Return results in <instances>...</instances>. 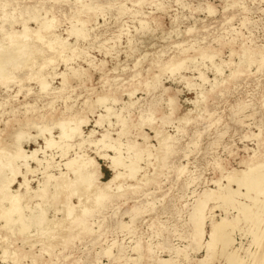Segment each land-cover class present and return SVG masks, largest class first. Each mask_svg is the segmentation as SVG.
<instances>
[{"label": "rangeland", "instance_id": "374dc122", "mask_svg": "<svg viewBox=\"0 0 264 264\" xmlns=\"http://www.w3.org/2000/svg\"><path fill=\"white\" fill-rule=\"evenodd\" d=\"M34 17L52 20L49 33H37ZM1 24L0 50L19 59L0 76V153L12 150L0 154V207L9 206L3 194L18 190L21 213L31 219L26 231L0 219V264H202L208 250L191 217L197 200L233 171L240 176L254 164L264 171V0H0ZM24 26L28 36L18 34ZM81 28L84 36H76ZM52 34L68 46L50 47ZM61 122L77 131L62 140L70 146L65 156L44 143L59 142ZM105 133L126 163L142 151L134 177L122 168L124 176L110 182V160L99 153L114 151L89 143ZM36 150L56 176L75 152L94 158L97 190L109 188L110 196L97 205L94 189L55 194L53 181L44 189V169L32 159L30 189H20L21 154ZM222 204L209 200L207 216L236 214ZM262 226L236 222L233 237L247 264L262 255L264 235L255 244L254 234ZM211 255L203 264L225 263L216 250Z\"/></svg>", "mask_w": 264, "mask_h": 264}, {"label": "bare ground", "instance_id": "6f19581e", "mask_svg": "<svg viewBox=\"0 0 264 264\" xmlns=\"http://www.w3.org/2000/svg\"><path fill=\"white\" fill-rule=\"evenodd\" d=\"M34 20L38 21L37 17H34ZM4 21L5 20H3V22ZM80 22H82V21H80ZM52 25H53L52 24V20H48L47 18L43 19L40 22L38 21L37 33H40L41 36L44 35L45 33H49V31L52 29ZM0 29H4L3 24L0 25ZM2 31H0V32H2ZM11 31H13V30H11ZM27 31H30L29 28L27 26H24L23 31L19 32L18 34L20 35V33L25 32V34L24 33L23 34L25 36H28ZM74 31H75V35L76 36H81V37L84 36V32H83L82 28L81 29H75ZM7 32H9V31L7 30ZM10 32L8 34H10ZM15 32H17V31H15ZM23 34H21V36ZM16 35H17V33H16ZM16 35L14 34V36H16ZM19 35H17V36L19 37ZM6 37H8V35ZM23 38L24 37H21L20 40L23 39ZM31 38H32V36H31ZM14 39H16V38H14ZM11 40H12V38H11ZM17 42H19V41L17 40ZM23 42H20V43H23ZM48 44L50 45V47H53V46L57 45V46H62L64 48V47L68 46L66 43L60 45V43L58 42V37H55V36L50 39V42ZM19 45H21V44H19ZM40 45H41V43H40ZM18 48H16V49H18ZM38 49H39V47H38ZM44 51L46 52V50H44ZM17 52H18V50H17ZM18 59H19L18 56L15 57V56L11 55L10 52L4 51V49L0 50V76L3 75L4 73H6V71L8 72L7 66L10 63H15L16 61H18ZM23 61H24V59H23ZM11 65H13V64H11ZM171 66L174 67V68L180 69L179 67L181 65L174 63ZM25 71H27V70H25ZM8 74L9 73H7V75ZM40 82H41L42 88L45 89L47 84L44 82V79H42ZM61 123H62V126H63V122H61ZM76 124H79V122H77ZM60 125L61 124H59V126ZM66 127H64V126L60 127V128H62V131H61L59 142H54L52 138H44L45 147L46 148H49V147L50 148L51 147L59 148V150H61L62 156L66 155V152H67L68 148L70 147L69 145H64L63 146L62 145V142H63L62 140H66L68 138L70 139L71 138V133H73V132L76 133L77 132L75 129L66 128ZM21 132H17L15 134L14 138L16 140H20L21 139L22 134H23V133L21 134ZM89 134H92V133H89ZM89 143L92 144L93 146H98L97 148L100 151H101V149H110V150L114 151V153H113L114 155L111 156V157H107L106 153H103V152H100V151H99L100 153L98 152L100 157H102V158L106 157V158H108L110 160V168L114 172V176H113V178L111 179L110 182H115L118 178L124 176L123 173H125V172H120L119 171L122 168L125 169V170L127 169L126 172H127L129 177H134L135 174H137L140 171L141 167L139 165V162L142 160V156L139 153H141L142 151H138V153H136L134 155V157L131 156L130 157L131 159H129V162L126 163L124 161L123 157H122V153H121L120 148H119V143H115L114 141L109 139V137L107 136V133L103 134L100 139L90 141ZM81 144H82V142L77 144V146L79 147L80 150H81V148H80ZM131 147H133V146H129L127 148V150H130ZM2 148H4V147H2ZM17 149H18V152H19L20 148L17 147ZM17 149L15 151H17ZM37 150L33 151V152L29 153V154H26V153H22L21 154V158L23 160L22 162L24 163L23 165L21 164V166H23L24 172H22L23 182H22V184L19 185L20 189L21 188H24L25 190H29L30 189L29 181L26 178V174L33 173V172L36 171L31 166H29V162H27V160H29V159L35 160V163H37V166H40V167L42 166V160L41 159H37L35 157L36 153H37ZM9 151H10L9 154H11L12 150H9ZM0 154L2 155L3 152L0 153ZM16 154H13V155L15 156ZM8 155H4L3 154V156H8ZM3 156H2V158H3ZM8 157H7V159L9 160L10 158H8ZM13 157H12V159H13ZM147 157H149V155H147ZM2 160H4V159H2ZM2 160L0 158V161H2ZM12 161H11V164H12ZM0 164H1L0 167H2L3 163L0 162ZM4 164H5V162H4ZM12 165H14V164H12ZM63 165L65 166L64 168L66 169V171L68 173L71 172L74 175V179H72L70 177H67V172H63L64 170L62 172H60L58 176L50 173L48 171V169L53 167V166L51 165V163H49L47 161L46 162V166H42L43 169H44V174H45V179L46 180L42 184L40 183L41 186L44 189H47L48 186L50 185V181H53L54 182L53 187H54V193L55 194L58 193L59 191L63 190V189L68 190V193H71V195L82 193V192L83 193H88V192H91L93 189H94V191L97 190V189L100 190L99 183L97 184V182L93 179V175L98 172L97 165L94 162V158H90L88 155H86V154H84L82 152H75V157H73L71 159H67V161ZM254 165L251 166L252 168L247 166L246 169L240 174V176H235L236 175L235 171L231 172L226 177V180H227L226 184H218V186H217L218 188L215 191L208 192L207 190H205L203 192L204 196L201 195V196H203V198L200 197L197 200V203L195 204V206L193 208V211L191 213V217L193 218V221H194V225H195L197 236L200 237V240L198 241V245H204L205 249H207L209 251V253L207 251V255L210 256V258L214 255V254L211 255L212 251L216 250L217 252H219L220 256H222L224 258V260H225L224 264H247V262L245 261V258L238 254V252H239V250L241 248V244L237 243L236 239L233 237V231L235 229V225H236L237 221H239L241 219V220H244V221H251L252 223H261V222L263 223V226H262V228L260 230L261 233L260 232L259 233H254L256 235L255 244H258L260 239H261V236L264 235V171L262 169L263 165H260V166H258L256 168H253ZM8 166H10V165H8ZM14 166H11V169ZM3 167H4V165H3ZM0 170H2V169L0 168ZM12 170H15V169H12ZM14 172L16 174V171H14ZM12 174H14V173H12ZM15 176H17V175H15ZM0 184H2V183H0ZM40 184H39V186H40ZM102 184H105V183H102ZM106 185H110V183L108 182ZM233 185L236 186V188H234ZM101 186H103V185H101ZM98 190L94 194L95 196L93 197V198H95V203L97 205L101 204L104 199H106L107 197L110 196L106 192L107 190L109 191V188L105 191V193H102V191H98ZM94 191H92V192L94 193ZM110 192H111V190H110ZM6 194L2 195L1 201H6L7 200V202L9 203V206L8 207H0V219L2 218L3 219V223H4L2 225V227H7V226L9 227L12 223H14L16 221H19L21 223L20 230L21 231L28 230L29 224H27L25 222V220L30 218V217H25V215L23 213H21V208L22 207L20 205V201H21L22 196L19 195V191L18 190L15 191L14 193L10 194L8 197H7ZM87 200H88V198H87ZM209 200H219V201L223 202L224 204H222V206L223 205L230 206L231 210H235L236 214L233 217L228 218V216H227V211L228 210L223 209L224 215L221 216L219 219H214V218L211 217V215L207 216L208 215L207 211H208V209H210V208L207 207ZM93 201L94 200H92V202ZM213 208L211 207V209H213ZM73 209H74L73 206L70 205V207L68 208V213H66V214H68V216H70ZM83 211L84 212L87 211V208L85 210H83ZM15 214H17V216L13 217V215H15ZM74 217L75 218H73L72 221H75L76 223H78V225L85 226V222L81 221L79 219L80 217L79 218H78V216H74ZM35 219H36V217H35ZM206 219H210L208 236H207V240L205 241V243L201 244L200 242H201L202 237H203V232H201V231H202L203 223H204V221ZM37 220H38V222H42L44 219L42 218V216H40ZM58 225H59V223H58ZM63 230H61V231H63ZM49 232H50V229H49ZM52 239H54V238H52ZM261 243H262V240H261ZM3 253L5 254V251ZM207 255L205 256L204 261H208V256ZM253 257L254 256H252V259H251V260H253V261H251V263L253 262L252 264H264V247H263L262 255L259 258L256 259V257H255V259H254ZM32 262H34V261H32ZM163 262H167V261H163ZM203 262H202V264H203ZM17 264H18V262H17ZM208 264H212V263L209 262Z\"/></svg>", "mask_w": 264, "mask_h": 264}]
</instances>
